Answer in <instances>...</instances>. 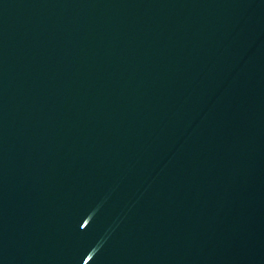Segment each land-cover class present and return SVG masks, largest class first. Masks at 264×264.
Instances as JSON below:
<instances>
[{
  "label": "water",
  "instance_id": "95a60500",
  "mask_svg": "<svg viewBox=\"0 0 264 264\" xmlns=\"http://www.w3.org/2000/svg\"><path fill=\"white\" fill-rule=\"evenodd\" d=\"M0 264H264V0H0Z\"/></svg>",
  "mask_w": 264,
  "mask_h": 264
}]
</instances>
